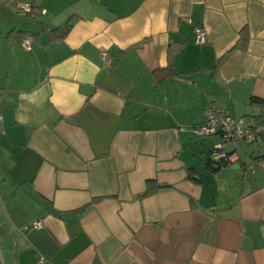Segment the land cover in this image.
Wrapping results in <instances>:
<instances>
[{"label": "crops", "instance_id": "crops-1", "mask_svg": "<svg viewBox=\"0 0 264 264\" xmlns=\"http://www.w3.org/2000/svg\"><path fill=\"white\" fill-rule=\"evenodd\" d=\"M16 1L0 0V264H264V171L209 169L220 138L194 133L211 105L264 121V0H30L33 17ZM237 147L251 162L264 134ZM146 180L165 187L139 197Z\"/></svg>", "mask_w": 264, "mask_h": 264}, {"label": "built area", "instance_id": "built-area-1", "mask_svg": "<svg viewBox=\"0 0 264 264\" xmlns=\"http://www.w3.org/2000/svg\"><path fill=\"white\" fill-rule=\"evenodd\" d=\"M14 10L22 17H33L36 13L41 12L30 1L18 2L14 6ZM44 12V11H42ZM195 41L198 44L207 42L206 32L203 27H194ZM21 46L24 49H30L33 43V36L25 34L20 40ZM101 57L105 64L111 62L110 55L102 51ZM203 121L194 126V133L197 136L218 135L220 140L214 145L209 152V158L212 162L219 161L223 165L236 167L242 174L243 178L251 177L257 169L264 171V155L256 156L253 161H244L241 153L238 150L240 142L251 144L253 141L260 139L264 134V121L244 126L236 121L225 108L208 106L204 108ZM0 132H2V119L0 116ZM32 227L39 228L40 220H35L31 223ZM27 226H23L25 229ZM41 263H46L45 258H40ZM51 264V263H49Z\"/></svg>", "mask_w": 264, "mask_h": 264}, {"label": "trees", "instance_id": "trees-1", "mask_svg": "<svg viewBox=\"0 0 264 264\" xmlns=\"http://www.w3.org/2000/svg\"><path fill=\"white\" fill-rule=\"evenodd\" d=\"M24 1H30V0H17L16 2L18 3V2H24ZM69 26H70L69 24H66L63 28H60L59 30H61L62 33L63 32L65 33V31L68 30ZM250 103L251 104H256V105H264V99H259V98L252 97V98H250ZM213 163H215V164L212 165V161L210 160V158L208 156L207 161H206V167H208L211 170H215L216 168H218L220 166H223V164L221 162H219V161H216V162H213ZM163 187H165V186L164 185H158V184L154 183V181H152V180H146V187H145V189H144V191L142 193L138 194V196L139 197H143L145 195H148V194L152 193V191H154L156 189H159V188H163Z\"/></svg>", "mask_w": 264, "mask_h": 264}, {"label": "rangeland", "instance_id": "rangeland-1", "mask_svg": "<svg viewBox=\"0 0 264 264\" xmlns=\"http://www.w3.org/2000/svg\"><path fill=\"white\" fill-rule=\"evenodd\" d=\"M239 121V120H238Z\"/></svg>", "mask_w": 264, "mask_h": 264}]
</instances>
